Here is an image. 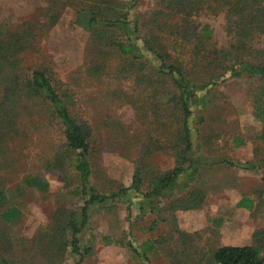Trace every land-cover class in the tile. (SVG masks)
Instances as JSON below:
<instances>
[{
    "label": "rangeland",
    "instance_id": "1",
    "mask_svg": "<svg viewBox=\"0 0 264 264\" xmlns=\"http://www.w3.org/2000/svg\"><path fill=\"white\" fill-rule=\"evenodd\" d=\"M46 1L0 0V36L3 28L13 29L24 22L33 29L37 21H42L40 25L50 23L42 16ZM119 1L122 2L121 7L117 4L118 8L128 13L133 25L136 18L145 22L143 15L152 16L159 8L158 0ZM75 19L74 6L67 4L53 26L50 23L44 30L37 29L33 47L19 54L20 67L27 73L35 68L49 69L60 90L68 93L72 114L88 123L94 171L91 184L95 190L117 193L133 185V177L139 170L137 175L145 179L141 192H146L149 186H154L153 176L179 165L178 151L172 144H177L173 140L178 137V122L183 117L170 114L172 104H168L169 110L166 105L155 109L156 102H163L168 93L162 92L161 83L153 74L159 60L149 52L145 53L149 58L145 70L150 69L152 74L148 84L138 83L132 73L123 72V64H118L114 53L108 54L111 65L103 74L90 71L91 61L98 56L100 48L93 44L89 29ZM191 20L201 28L210 25L219 47L228 45L230 37L223 11L208 8ZM164 34L167 50L174 59L183 61L188 68H197L193 65L192 46L174 32ZM137 36L139 33L132 38ZM257 40L258 46L264 47V33ZM8 82L0 78V96ZM260 85L258 79L231 78L210 93V101L204 107L201 102L193 106L188 119L193 155L229 157L240 162L264 158V141L259 139L264 123L253 114ZM171 89L172 86L167 92ZM24 103L20 134L0 152V189L7 191V201L0 208V256L11 264H75L79 255L72 252L71 246L64 251L56 250L51 242L57 244L62 235L55 216L64 214L69 219L75 211L76 219L82 221L80 213L85 199L76 191L79 177L70 161L64 168H57L54 163L48 166L63 144L62 128L48 120L46 107L39 101ZM156 112L167 113L156 115ZM235 137L244 140V144L235 143ZM213 163L212 167L200 169L198 180L188 183L187 174L182 175L171 197L152 203L158 208L156 211L144 204L143 194L136 190L121 193L106 205L91 207L86 227L79 235L82 251L87 246L92 248L83 264H145L135 257L128 243L139 246L149 238L164 241L158 244L152 264H173L169 250L185 251L181 258L190 262L220 246L256 244L257 239L264 237V167L245 170L219 160ZM34 173L49 182L47 192L24 184L25 177ZM193 187L206 191L202 207L167 209L172 200L184 198ZM245 196L255 201L252 209L238 206ZM13 205L22 214L13 222H5L1 212ZM160 216L165 220H158ZM260 232L258 238L256 234ZM0 264H3L1 258Z\"/></svg>",
    "mask_w": 264,
    "mask_h": 264
},
{
    "label": "trees",
    "instance_id": "2",
    "mask_svg": "<svg viewBox=\"0 0 264 264\" xmlns=\"http://www.w3.org/2000/svg\"><path fill=\"white\" fill-rule=\"evenodd\" d=\"M121 2L119 0H47L42 9V16L53 26L60 19L65 5L74 6L76 22L89 29L93 44L100 48V53L93 58L89 66V70L94 71V74L100 75L107 70L111 65L108 54L114 53L119 60L118 64H123V72L132 73V77L144 85L151 83L150 75H152L150 69L145 70L149 60L146 52L159 60V66L154 68L153 74L158 77L162 92L166 90L168 95L163 102H156L154 107L160 109L166 105L168 106L166 110H169L168 104H172L173 109L170 114L183 117L178 122V137L173 140L177 144H172V147L178 151L176 155L179 158V165L169 172L153 176L151 180H155L154 186L151 188L149 186L150 189L148 188L146 192H141L145 179L137 175L140 173L139 170L133 177V185L121 188L117 193L106 194L95 190L91 184L94 171L90 144L91 131L88 123L72 114L68 93L60 90L49 69L35 68L31 73H27L20 67L19 54L33 47L37 29L44 30L50 23L40 25L42 21H37L33 29L30 23L24 22L13 29L3 28L4 33L0 36V78L9 81L0 96V152L20 134L21 110L26 106L24 101H39L46 107L48 120L51 119L62 128L63 144L57 150L58 153L50 158L48 166L54 163L55 167L64 168L66 162L70 161L80 181L76 191L85 200L80 213L82 221L76 219L75 211H72L73 214L69 219H65L64 214L55 216L56 226L61 227V244L60 241L57 244L52 241L51 245L52 248L62 251L67 246H71L72 252L79 255L75 264H83L85 255L92 249L87 246L82 251L79 235L86 227L89 210L94 205H106L121 193L136 190L143 194L144 204H149L151 211H156L158 208L155 204L152 206V203L171 197L173 188L182 175L187 174L185 180H188V183L198 180L201 177L200 169L212 167L217 163L213 161L219 160L230 167L245 170L264 167V158L240 162L229 157L215 159L202 153L193 155L191 130L188 126L193 106L201 102V106L204 107L210 101V93L231 78L261 81L259 91L255 94L253 114L257 120L264 123V47L258 46L257 40V36L264 33V0H158L159 8L155 9L153 15H143L145 22L136 18L134 25L128 13L118 8L117 4L121 7ZM208 8H215L225 14L227 33L230 37L225 47L217 45L210 25L205 24L201 28L194 25L191 20V17ZM173 32L181 37L183 42L192 46L193 65L196 64L197 68L190 66L188 68L183 61L174 59L167 50V42H165L167 36L164 33ZM135 33H139V36L133 39L132 35ZM175 42L179 41L175 40ZM155 82L158 83L156 80ZM171 86L172 89L167 92ZM157 87H155L156 92ZM160 113L167 112L155 114ZM259 139L264 141V131L259 135ZM234 141L238 145L244 144V140L239 137H235ZM24 184L40 192H47L50 186L40 174L35 173L28 174ZM6 193L7 191L0 189V208L7 201ZM205 196L204 189L193 187L184 198L178 197L172 200L167 205V209L169 211L198 209L204 204ZM254 203L253 199L245 196L238 202V206L252 209ZM21 214V209L13 205L2 210L1 217L5 222L10 223ZM160 218L165 220L162 216L158 220ZM153 223L156 225L157 220L152 222V227ZM185 233L180 234L186 235ZM261 235L262 232L256 234L257 237ZM120 243L124 244L123 241ZM163 243L164 241L160 239L149 238L139 246L133 242H129L128 246L135 257L143 260L145 264H152L151 258L159 248L158 244ZM184 254L185 251L181 253V251L169 250L168 256L172 258L173 264H264V237L257 239L256 244L217 247L204 252L199 259L190 262L181 258ZM0 258L3 264H11L4 259V256Z\"/></svg>",
    "mask_w": 264,
    "mask_h": 264
}]
</instances>
